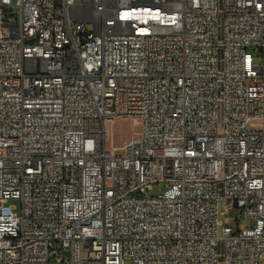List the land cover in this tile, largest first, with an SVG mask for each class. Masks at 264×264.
Segmentation results:
<instances>
[{
  "label": "built area",
  "instance_id": "1",
  "mask_svg": "<svg viewBox=\"0 0 264 264\" xmlns=\"http://www.w3.org/2000/svg\"><path fill=\"white\" fill-rule=\"evenodd\" d=\"M64 253L264 264V0H0V264Z\"/></svg>",
  "mask_w": 264,
  "mask_h": 264
},
{
  "label": "rangeland",
  "instance_id": "2",
  "mask_svg": "<svg viewBox=\"0 0 264 264\" xmlns=\"http://www.w3.org/2000/svg\"><path fill=\"white\" fill-rule=\"evenodd\" d=\"M86 27L89 31H93L92 23H88ZM252 54H253L254 62L257 64H260L262 62V56L254 52ZM108 130H109V136L113 142V145L119 148L123 147L137 131L133 122L128 118L117 120L116 122L113 123V125L109 124ZM162 189H163V186L155 185L153 189L149 191V195L157 196L161 192ZM10 203L18 204L17 201H14V202L11 201ZM236 217H237L236 212H233L229 215L230 224L228 226L233 229H236V223H235ZM246 225H249V223H246ZM62 258H63L62 260L64 261H58L57 259H51L47 264H68V256L66 253H64V256H62Z\"/></svg>",
  "mask_w": 264,
  "mask_h": 264
},
{
  "label": "bare ground",
  "instance_id": "3",
  "mask_svg": "<svg viewBox=\"0 0 264 264\" xmlns=\"http://www.w3.org/2000/svg\"><path fill=\"white\" fill-rule=\"evenodd\" d=\"M85 22H93V14H85Z\"/></svg>",
  "mask_w": 264,
  "mask_h": 264
}]
</instances>
